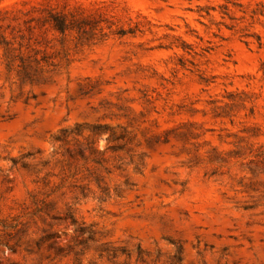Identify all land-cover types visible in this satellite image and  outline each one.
I'll list each match as a JSON object with an SVG mask.
<instances>
[{
	"label": "rangeland",
	"instance_id": "374dc122",
	"mask_svg": "<svg viewBox=\"0 0 264 264\" xmlns=\"http://www.w3.org/2000/svg\"><path fill=\"white\" fill-rule=\"evenodd\" d=\"M0 264H264V0H0Z\"/></svg>",
	"mask_w": 264,
	"mask_h": 264
}]
</instances>
